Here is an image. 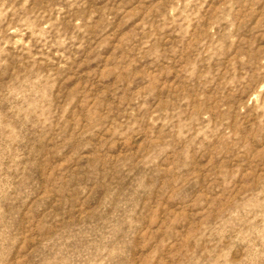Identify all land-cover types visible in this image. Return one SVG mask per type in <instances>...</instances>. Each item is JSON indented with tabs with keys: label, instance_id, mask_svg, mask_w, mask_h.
<instances>
[{
	"label": "rangeland",
	"instance_id": "1",
	"mask_svg": "<svg viewBox=\"0 0 264 264\" xmlns=\"http://www.w3.org/2000/svg\"><path fill=\"white\" fill-rule=\"evenodd\" d=\"M0 264H264V0H0Z\"/></svg>",
	"mask_w": 264,
	"mask_h": 264
}]
</instances>
